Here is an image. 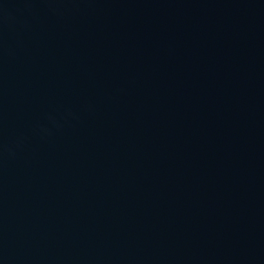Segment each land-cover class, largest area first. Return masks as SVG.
I'll return each instance as SVG.
<instances>
[{
	"label": "water",
	"instance_id": "water-1",
	"mask_svg": "<svg viewBox=\"0 0 264 264\" xmlns=\"http://www.w3.org/2000/svg\"><path fill=\"white\" fill-rule=\"evenodd\" d=\"M0 264H264V0H0Z\"/></svg>",
	"mask_w": 264,
	"mask_h": 264
}]
</instances>
